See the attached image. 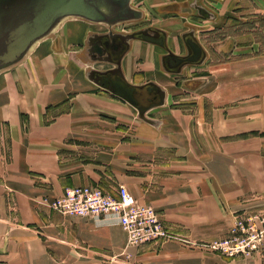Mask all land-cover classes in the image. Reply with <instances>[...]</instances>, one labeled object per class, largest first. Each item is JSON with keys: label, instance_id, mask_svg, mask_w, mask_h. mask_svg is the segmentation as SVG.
<instances>
[{"label": "crops", "instance_id": "crops-1", "mask_svg": "<svg viewBox=\"0 0 264 264\" xmlns=\"http://www.w3.org/2000/svg\"><path fill=\"white\" fill-rule=\"evenodd\" d=\"M180 5L173 14L185 16L180 11L187 5ZM158 10L163 12L161 6ZM191 25L199 40V25ZM156 28L164 30L167 44V29ZM63 29L62 39L60 32L53 41L63 56L50 52L46 43L33 54L42 49L31 71L23 66L32 57L21 66L27 56L11 80L0 78V125L9 139L0 141V264H264V249L229 258L202 246L225 237L237 218L264 214V52L233 59L218 54L208 63L211 55L203 47L202 63L203 56L179 70L164 67L159 56L167 49L177 55L183 50L134 39L122 60L125 70L137 43L163 49L156 63L165 74L184 76L189 67L203 68L200 75L177 80L173 89L154 78L134 81L123 68L135 85L153 81L166 89L165 104L147 113L161 121L154 127L86 78L79 56L87 35L97 31H88L76 51L82 75L76 67L68 78L62 69L66 52L83 29L78 22ZM181 87H201V101L182 105L187 97ZM139 92L143 101L154 95L146 86ZM158 99L156 94L154 102ZM160 109L170 115H152ZM121 184L138 202L153 206L174 234L132 245L118 224L61 215L46 205L74 185H98L116 196Z\"/></svg>", "mask_w": 264, "mask_h": 264}, {"label": "water", "instance_id": "water-1", "mask_svg": "<svg viewBox=\"0 0 264 264\" xmlns=\"http://www.w3.org/2000/svg\"><path fill=\"white\" fill-rule=\"evenodd\" d=\"M132 2L133 0H0V73L21 63L41 41L51 37L68 19L75 18L90 23L103 24L107 27V32L94 33L95 36H106L109 43L105 44H110L113 53L119 52L123 46L122 43H115L116 37L120 38L126 47L121 51L119 57L113 60L108 58V52L101 43L86 46L91 36L88 34L84 54L79 56L86 64V78L131 105L139 120L159 127L161 121L148 117L147 113L151 109L165 104L166 89L153 81L135 85L127 80L122 68V60L134 39L158 44L151 38V33L146 28L129 33L115 30V27L120 24L142 17V10L135 7ZM208 11L215 17L213 11ZM187 27L188 30L181 34L190 32L195 38L196 43L190 41L194 48V54L186 57L167 49L170 57L159 56V63L164 67L166 65L168 67L178 66L180 70L189 62L195 61L201 49L204 55L199 64L203 62L206 53L195 37L196 27L191 24H187ZM161 31L164 32V30ZM154 33L156 34L157 31ZM138 34H141V37ZM182 58H186V60L183 61ZM96 62L110 63L113 67L96 69L92 65ZM111 74H114L115 77L111 78ZM144 86L148 91L154 90L157 93L159 97L157 102H150L147 105L138 104L134 93L136 89H141Z\"/></svg>", "mask_w": 264, "mask_h": 264}, {"label": "rangeland", "instance_id": "rangeland-1", "mask_svg": "<svg viewBox=\"0 0 264 264\" xmlns=\"http://www.w3.org/2000/svg\"><path fill=\"white\" fill-rule=\"evenodd\" d=\"M174 1L178 0H134L133 4H138L143 11H145V17L141 21L127 24L124 27L120 25L116 27V30L123 28L124 30L133 29L143 25H154L165 28L169 33L167 42L168 46L171 49L174 48L180 52L182 46L180 44L178 33L185 29L186 23L199 25L197 37L211 55L208 63L212 60V57L215 59L218 54L221 59H233L239 55L242 56L245 54L264 52V0H203L204 3L209 6L211 11L217 13V17L214 19H212L207 13H205V15L198 11L195 7L191 9L181 8L180 12L185 14V16H179L173 13H163L158 10L161 5H170ZM73 22H78L81 25L83 29L82 35L77 41L71 43V49L66 52L68 53L67 66L65 68L62 67V69H66L68 78L73 79L75 73L73 71L77 67V74L78 76H81L83 65L79 64L76 60V51H79L80 48H82L85 35L88 31L95 30L97 32H103L106 30V28L101 25H90L80 21H66L55 36L52 39H47L40 43L21 66L32 57V59L23 66L31 71V69L34 68V65L38 62V58L42 57V49L35 55L33 54L38 48L44 46L46 43H48L46 44V48H49L50 52L53 50L56 54L63 56L64 51H62L60 47H57V49L54 48L55 42L53 41L56 40L60 32L58 39L61 40L65 30L63 28ZM159 47L146 43L136 44L134 50L127 57L126 70L123 66L125 72L127 71L129 78L137 82L154 78L171 86L173 89L175 88V85L173 84L177 83V80L178 82H183L184 79L188 77L197 76L202 73L203 68L198 66L189 67L184 76H176L161 72L156 63L157 55L163 52V49H161L162 47ZM94 65L97 66V64ZM19 66L20 65L0 73V78L5 75V78L11 80V75L20 72V69L16 70ZM56 67L57 70L61 68V66ZM98 68H103V65H99ZM180 90L184 92V97H187L182 105H192L195 107L196 103L201 101L199 98L202 93L201 87L194 91H188V89L183 87H181ZM147 96H149V94H147ZM143 103L146 104L147 101L144 100ZM167 110L168 109L154 110L152 115L168 117L170 114ZM131 111L132 110H130V112ZM0 126V141H9L6 126H4L3 123H1ZM231 228L232 226L229 230ZM229 230L224 234L225 236L229 234ZM170 232L173 233L171 230Z\"/></svg>", "mask_w": 264, "mask_h": 264}, {"label": "built area", "instance_id": "built-area-1", "mask_svg": "<svg viewBox=\"0 0 264 264\" xmlns=\"http://www.w3.org/2000/svg\"><path fill=\"white\" fill-rule=\"evenodd\" d=\"M116 194L113 196L98 185H74L46 205L61 215L118 224L126 231L132 245L171 237L170 230L153 206L138 202L122 184ZM202 246L229 258L248 257L263 250L264 214L237 218L227 236L205 242Z\"/></svg>", "mask_w": 264, "mask_h": 264}, {"label": "flooded vegetation", "instance_id": "flooded-vegetation-1", "mask_svg": "<svg viewBox=\"0 0 264 264\" xmlns=\"http://www.w3.org/2000/svg\"><path fill=\"white\" fill-rule=\"evenodd\" d=\"M134 1V0H133ZM133 3V2H132ZM180 4H185V5H187L186 7L187 8H193V7H195V8H197L198 9V11H200V12H202V13H207L210 17H213L211 14H210V12L208 11V10H210L209 9V6L206 4V3H204V1L203 0H180V1H174L172 4H170V5H161V8H162V11H163V13L165 12V13H176L177 12V10H178V6H181ZM135 7H137V8H139V9H142L138 4H133ZM206 8H207V10H206ZM211 11V10H210ZM195 13V12H194ZM206 15V14H205ZM145 17V13H143L142 12V17L140 18V19H138V20H135V21H131V22H126V23H123V24H120L122 27H124V26H126L127 24H132L133 22L135 23V22H138V21H141L143 18ZM187 24V23H186ZM188 24H191V23H188ZM120 25H118V26H120ZM117 26V27H118ZM106 28V30L105 31H103V32H92V33H90L91 34V36L89 37V39H88V41H87V44H86V41H85V44H86V46L88 45H90V46H93L95 43H101L104 47H105V50L108 52V58L110 57L111 59H113V60H116L118 57H119V55H120V53H121V51L122 50H124L125 49V44L121 41V39L120 38H118V37H116L115 38V43H122L123 44V46H122V48H121V50L119 51V52H112L111 51V46H110V44L109 45H106L105 43H107L109 40H108V38L106 37V36H95V34L96 33H99V34H101V33H104V32H107V27H105ZM144 28H146L150 33H151V38H153L155 41H156V43H158V44H160V45H162L163 46V44L165 43L166 44V34L164 33V32H162L161 30H159L158 28H156V26H154V25H143V26H140V27H135V28H133V29H127V30H124V28L123 29H120V30H116V27H115V30L117 31V32H123V33H129V32H133V31H137V30H140V29H144ZM186 29L188 30V27L186 26ZM186 30V31H187ZM155 31H157V33L155 34L154 32ZM95 33V34H94ZM138 36L139 37H141V34H138ZM178 37H179V40H180V44H181V46H182V50L183 51H181L178 55H182V56H186V57H189V56H192L193 54H194V48H193V46L190 44V41L191 42H195L196 43V41H195V38L193 37V35H191V33L190 32H187V33H184V34H180V35H178ZM201 42V41H200ZM109 43V42H108ZM85 44L83 45V49H82V55L84 54V51H85ZM201 44V43H200ZM202 46H203V44H201ZM165 46H167V44L165 45ZM204 47V46H203ZM166 56H169L170 57V55H169V52H167L166 53ZM203 56V50L201 49L200 50V54H199V56L197 57V59L195 60V61H198V60H200L201 59V57ZM182 60L183 61H185L186 60V58H182ZM195 61H192V62H195ZM192 62H189L188 64H190V63H192ZM108 65H109V67H106V68H111V67H113V65L112 64H110V63H107ZM187 65V64H186ZM94 67V66H93ZM96 68V67H95ZM106 68H104V69H106ZM96 69H99V68H96ZM115 77V75L114 74H111V78H114ZM137 90H141V89H136V91ZM135 91V92H136ZM148 91V90H147ZM148 93L149 94H151V93H154V95H153V97H154V100H155V98H156V94L157 93H155V91L154 90H151V91H148ZM134 95H135V93H134ZM154 100H151V97H149V99L147 100V103L146 104H143V105H147V104H149L150 102H154Z\"/></svg>", "mask_w": 264, "mask_h": 264}, {"label": "bare ground", "instance_id": "bare-ground-1", "mask_svg": "<svg viewBox=\"0 0 264 264\" xmlns=\"http://www.w3.org/2000/svg\"><path fill=\"white\" fill-rule=\"evenodd\" d=\"M165 45L166 44L164 43L163 46L162 45H159V46L166 49ZM141 94L142 93H140L139 90L135 93V99L137 100L138 104H142L143 103V100L141 98ZM151 97H152V100H154V97H153L152 94H151Z\"/></svg>", "mask_w": 264, "mask_h": 264}]
</instances>
